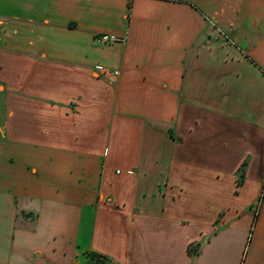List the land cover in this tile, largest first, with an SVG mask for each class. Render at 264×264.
Listing matches in <instances>:
<instances>
[{
	"label": "crops",
	"instance_id": "1",
	"mask_svg": "<svg viewBox=\"0 0 264 264\" xmlns=\"http://www.w3.org/2000/svg\"><path fill=\"white\" fill-rule=\"evenodd\" d=\"M0 19V264H264V0Z\"/></svg>",
	"mask_w": 264,
	"mask_h": 264
},
{
	"label": "trees",
	"instance_id": "2",
	"mask_svg": "<svg viewBox=\"0 0 264 264\" xmlns=\"http://www.w3.org/2000/svg\"><path fill=\"white\" fill-rule=\"evenodd\" d=\"M128 7L130 8V4H128ZM68 27L70 28H74L75 27V23L70 22L68 24ZM245 162L239 167V171H240V176H242V171H243V166H244ZM241 180H239L237 183L240 184ZM257 205H254V207H256ZM199 243L196 244H189L187 247L188 253L190 254H195L198 252L199 250ZM107 259L105 256L98 254V253H94V252H89L86 254L85 257V263L84 264H105L107 262Z\"/></svg>",
	"mask_w": 264,
	"mask_h": 264
},
{
	"label": "built area",
	"instance_id": "3",
	"mask_svg": "<svg viewBox=\"0 0 264 264\" xmlns=\"http://www.w3.org/2000/svg\"><path fill=\"white\" fill-rule=\"evenodd\" d=\"M220 34L222 35V37L226 40H230V36L224 32V31H220ZM120 38L116 35H113V34H108V33H98L96 35H94L93 37V41L96 45H99V46H103V45H106V44H109V43H112V42H117L119 41ZM95 70L97 71H102L103 70V66L101 65H95L94 66ZM114 74H117L118 72L117 71H114L113 72ZM257 209H258V206H257ZM105 264H118V263H115L109 259H107V262Z\"/></svg>",
	"mask_w": 264,
	"mask_h": 264
},
{
	"label": "rangeland",
	"instance_id": "4",
	"mask_svg": "<svg viewBox=\"0 0 264 264\" xmlns=\"http://www.w3.org/2000/svg\"><path fill=\"white\" fill-rule=\"evenodd\" d=\"M0 21H1V19H0ZM1 88V87H0ZM0 91H1V89H0ZM2 101V95L0 94V102ZM3 110H2V108L0 107V123H1V120H2V118H3Z\"/></svg>",
	"mask_w": 264,
	"mask_h": 264
}]
</instances>
